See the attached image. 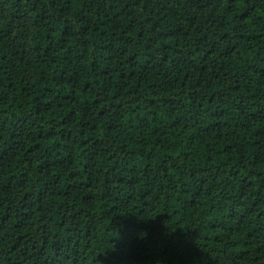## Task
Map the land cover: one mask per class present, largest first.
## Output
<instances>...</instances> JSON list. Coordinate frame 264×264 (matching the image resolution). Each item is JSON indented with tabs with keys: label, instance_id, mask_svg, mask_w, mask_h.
<instances>
[{
	"label": "trees",
	"instance_id": "1",
	"mask_svg": "<svg viewBox=\"0 0 264 264\" xmlns=\"http://www.w3.org/2000/svg\"><path fill=\"white\" fill-rule=\"evenodd\" d=\"M0 264H264V0H0Z\"/></svg>",
	"mask_w": 264,
	"mask_h": 264
}]
</instances>
